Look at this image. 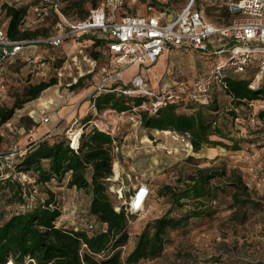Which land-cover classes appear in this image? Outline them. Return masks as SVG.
I'll return each instance as SVG.
<instances>
[{"label": "rangeland", "instance_id": "1", "mask_svg": "<svg viewBox=\"0 0 264 264\" xmlns=\"http://www.w3.org/2000/svg\"><path fill=\"white\" fill-rule=\"evenodd\" d=\"M33 1L35 0H19L17 3L28 5L30 10V4H33ZM59 1L63 7L68 5L70 0ZM80 1L84 11L100 6L103 2V0ZM189 1L123 0L116 18L119 20L126 13L149 15L158 12H165L168 17H174ZM231 1L234 0H193V6L201 10L206 21L215 26H221L229 19L227 8ZM2 4L4 0H0L1 22L4 21ZM76 16L77 14L73 12L67 18L75 21ZM54 20L55 18L51 17L39 25L35 23L30 25H37L36 27L42 30L40 32H43L41 28H45L49 34H54L57 22ZM88 36L86 34V37ZM86 37L85 35L77 38L68 37L61 45L55 47L30 44L24 48L21 59L4 66L0 76V105L10 106L15 98L21 95L28 83H35L51 76L56 77V83L48 90L42 91L36 99L16 109L8 122L0 124L1 152L23 149L31 138L43 134L50 133L49 138H53L57 135L67 136L71 129H80L84 119L78 117V112L72 117L69 115L71 111L79 110L90 97V93L100 82L103 74L102 67L106 69L110 67L108 52L105 53L101 47L94 46ZM93 51L99 53L94 65ZM172 53L173 56L167 57L161 69H159L161 64L156 68L154 64L149 65L147 71H144L145 66V69H140L144 71V74L140 72L146 77L151 89L157 91L151 84L165 82L166 79L183 81L184 86L188 87L192 80L206 75L215 63H221L226 59L225 53L218 55L213 52H183L175 49ZM75 56L76 60L73 61L72 58ZM39 61L45 63L43 70L38 66ZM168 68L170 72H167ZM125 69L121 79L124 77L131 79L134 74L139 73V71L133 73L136 66ZM238 75L248 77V72ZM79 77L83 78L82 87L72 89L70 85ZM121 83L122 80L119 84ZM128 83L127 81L126 84ZM166 88L179 89V85ZM211 93L212 99H215L219 106L217 122L229 134L228 137L239 140L238 150L227 149L221 145L204 144L203 148L195 151L190 140L188 145H184L171 133L154 129L151 130L152 134L148 140L145 142L138 140L129 158L125 156L123 158L121 154L114 156L113 174L109 180L108 190L116 205L126 203L128 206L133 192L140 185H148L149 189L143 208L128 218V240L120 248L122 259L134 247L138 234L148 221L166 212L176 216L188 209L187 204L181 208L171 205L169 194L161 195L159 192L166 185H174L179 176H184L196 167L225 164L227 169L231 167L239 169L250 197L264 203V98L252 100L251 105H243L233 115L231 114L233 102L217 84ZM41 96L49 101L45 104L39 103L38 98ZM129 114V111L120 114L110 109L97 111L92 106L85 116L90 115L94 125L102 130L110 131L114 137H119L125 130L120 125L132 123ZM42 115L48 116L49 121H42ZM55 125L58 126L56 130L52 129ZM117 127H119L118 130H116ZM135 127L138 132L142 128L141 125ZM210 137L227 145L233 143V140L229 138L217 135ZM167 148L172 151L168 153ZM13 180L24 184L25 193H35L32 195L33 198L30 197L33 202L35 199H46L49 195L48 191H51L61 209L62 217H58L56 221L67 227L77 226L86 229L91 219L88 210L89 197L73 187H68L67 176L62 181L51 180L46 184L36 185L35 192L27 182ZM4 181L6 180H0L2 185L0 187V217L20 209V202L12 193L13 189L4 186ZM119 188H122L120 198L116 192ZM231 190L229 186L224 187V192L215 203L216 211L212 216L191 218L185 227L167 230L161 254L153 258L141 259L135 264H249L248 261L262 264L264 262V207L260 204L248 210L244 220H233L230 217L232 209L229 206ZM25 193H22L23 198ZM94 225L95 229L98 228L96 220Z\"/></svg>", "mask_w": 264, "mask_h": 264}, {"label": "trees", "instance_id": "2", "mask_svg": "<svg viewBox=\"0 0 264 264\" xmlns=\"http://www.w3.org/2000/svg\"><path fill=\"white\" fill-rule=\"evenodd\" d=\"M18 1L4 0L1 6L4 12L2 22L8 37L12 40H33L49 35L45 28H41L43 32H40L42 30L37 28V25H28L34 18L31 6L37 4L38 0L30 4V10L28 5H18ZM56 1L60 3L59 0ZM88 11L89 9H82L80 0H70L68 5L61 7V12L67 17L75 12L76 20L84 19ZM227 14L229 19L223 25L229 24L235 17L229 8ZM51 17L55 18V22L58 20V15L53 10L46 19ZM86 38L106 53L108 35L96 32ZM38 44L43 43H35L36 46ZM22 53L23 51L5 62L4 66L21 59ZM92 56L97 60L99 53L93 51ZM254 71L255 69H249L248 77L225 72L217 84L233 102L231 114H236L235 111L243 105H249L252 100L264 98V81L255 87L250 86ZM82 80L83 78L79 77L70 87H82ZM55 83V76L28 83L10 106L0 105V124L8 122L16 109L36 99L44 89ZM118 85L120 84L113 83L111 87ZM211 92L195 101L180 100L168 103L155 113L139 111L141 127L147 130L188 133L195 151L203 148L204 144L238 150L239 140L228 137L229 134L217 122L219 106L216 100L212 99ZM89 99L97 111L111 109L119 113L140 105L145 97L108 90L92 94ZM91 118L90 115L84 117L83 124L90 122ZM211 135L229 138L233 143L227 145L212 140ZM115 139L108 130H102L93 124L90 130L80 132L76 149L70 146L66 135L42 138L27 144L16 163V169L32 176L37 185L46 184L51 180L62 181L69 175L66 181L68 187H75L90 194L88 210L94 217L93 221L98 222V228L95 229V225L91 230L87 226L83 229L60 225L56 220L61 214V209L54 194L48 191L46 199H35L24 211H14L0 217V264H135L141 259L153 258L161 254L167 230L183 228L191 218L212 216L216 211L215 203L224 192L225 186L232 189L229 206L233 220H244L248 210L260 204L264 207L262 201L250 197L239 169H227L225 164L196 167L184 176H179L174 185H166L159 192L161 195L169 194L171 205L181 208L187 204L188 209L176 216L166 212L148 221L138 234L134 247L122 259L120 248L128 240L127 224L132 214H127L123 205L119 210H115L116 204L108 190V178L113 174ZM4 186L13 189L12 193L19 202L25 201L22 196L25 192L24 184L7 179ZM248 263L257 264L250 261Z\"/></svg>", "mask_w": 264, "mask_h": 264}, {"label": "built area", "instance_id": "3", "mask_svg": "<svg viewBox=\"0 0 264 264\" xmlns=\"http://www.w3.org/2000/svg\"><path fill=\"white\" fill-rule=\"evenodd\" d=\"M122 1L103 0L100 6L89 8L84 19L70 21L61 12V5L58 1L38 0L37 4L31 6L34 18L28 25L41 24L50 15L51 10L58 15V20L55 24L56 31L54 34L33 40L10 39L5 24L0 21V73L5 62L12 60L30 44L43 43L55 47L61 45L68 37L77 38L81 35L101 32L109 36L106 52L110 55V67L108 69L102 67L103 74L100 82L94 87L90 95L108 90L143 95L145 99L140 105L119 112L123 114L129 111V119L137 126L141 125L139 111L155 113L168 103L180 100L195 101L202 96H207L215 84H219L225 72L240 74L249 69H255L250 86L255 87L264 81V0L231 1L228 8L235 17L229 24L221 26H215L206 21L202 12L194 8L193 0H190L174 17H168L165 12L149 15L126 13L117 20V13L121 9ZM170 48H179L185 52H213L218 55L225 53L226 59L221 63H215L206 75L195 78L191 85L186 88L153 90L141 72L134 74L128 84L121 83L114 88L111 87L113 83H117V80L121 79L125 68L135 64L150 65ZM72 59L75 61L76 56ZM92 61L94 65L96 60L93 59ZM38 66L43 70L45 63L39 61ZM249 105H251V101ZM111 111L114 112V110ZM29 114L32 116L31 113ZM41 120L48 122L49 117L42 115ZM78 131L79 129H71L67 135L69 144L73 149H76L78 145L80 134L77 133ZM167 132L184 145H188V133L180 134L171 130ZM75 137L76 141L74 140ZM166 151L170 153L172 150L167 148ZM23 152L24 148L6 152L0 151V180H23V182L30 184L33 188L32 191L35 192L37 185L35 179L26 172L16 169V163ZM121 190L122 188L116 190L119 198L122 195ZM34 194L25 193V201L20 202V209L17 211H24L30 207L33 203L31 198ZM134 195L138 199L140 198L138 202L132 200ZM148 195V187L140 185L133 192L128 206L126 203H121L115 205V210H119L123 205L127 214L138 212L143 208ZM59 217H62L61 214ZM86 226L91 230L94 228V222L89 221Z\"/></svg>", "mask_w": 264, "mask_h": 264}, {"label": "crops", "instance_id": "4", "mask_svg": "<svg viewBox=\"0 0 264 264\" xmlns=\"http://www.w3.org/2000/svg\"><path fill=\"white\" fill-rule=\"evenodd\" d=\"M179 50V51H183V50H181V49H179V48H170V49H168V50H166V51H164L159 57H158V59L154 62V63H152V64H154L153 66H154V68H156V67H158V65H160L161 64V66L159 67V69H161L162 68V66L163 65H165L164 63L166 62V60H167V57L169 56V55H171V56H173V53H172V50ZM184 52V51H183ZM152 64H150V65H152ZM131 66H136V70L133 72V73H135V72H140V71H142L143 72V74H144V71H147L148 70V68H147V66H149V65H144L145 67H146V69H145V67L144 66H141V65H131ZM131 66H129V67H131ZM128 67V68H129ZM140 69H145L144 71L143 70H140ZM126 70V69H125ZM124 70V71H125ZM157 70H158V68H157ZM124 71H123V73H122V76H124L123 74H124ZM167 72H170V69L168 68L167 69ZM132 73V74H133ZM130 76H131V74H130ZM146 78V77H145ZM122 80V83H126L127 81L129 82V80H130V78H128V79H125V77H124V79H120L117 83H120V81ZM165 82H161V83H157V84H155V85H152L151 84V86L155 89H157V90H161V89H163V88H166V87H174V86H178L179 85V87H185L186 88V86H184V83H183V81H178V80H175V79H166V80H164ZM193 81V80H192ZM192 83V82H191ZM191 83L189 84V86L191 85ZM188 86V87H189ZM51 86H49L48 88H46V89H44L43 91H46V90H48L49 88H50ZM52 93V92H51ZM52 95H54V93H52ZM59 97H61V96H59ZM92 107V103H91V101H90V99L88 98L84 103H83V105L81 106V108L79 109V110H77V109H75L74 111H71V113H70V117H72L74 114H77V112L79 113V118H82V119H84V117H86V116H88V115H86L85 116V113L87 112V110L88 109H90ZM60 114V113H59ZM90 120H92V118L90 119ZM92 125H93V123H92V121H88L87 123H85V124H81V126H80V130L82 131V130H90L91 128H92ZM120 126H122V128L123 129H125L124 131H122V134L119 136V137H117L116 136V139L113 141V143H114V155H118L119 156V154H121L122 155V157L124 158V156L125 157H127V158H129V156H130V153L133 151V147L134 146H136V144L138 143V140H140V141H144L145 142V140H148L149 138H150V134H152V131L151 130H147V129H144V128H141V130L138 132L137 131V129H136V125H134L133 123H131V124H124V123H122ZM57 127L58 126H53L52 127V129H54V130H56L57 129ZM119 129V127H117L116 128V130H118ZM156 131H168V130H158V129H155ZM51 134L50 133H48V134H43V135H40V136H38V137H35V138H31V140L30 141H36V140H38V139H42V138H47V137H49ZM140 137V139H138ZM29 141V142H30ZM28 142V143H29ZM27 143V144H28ZM27 144H26V146H27ZM26 146L24 147V149L26 148ZM117 155H116V157H117ZM115 159V158H114ZM67 176V178H68V176L69 175H66ZM146 187H148V185H146ZM75 190H77L78 192H81V193H84V194H87V196L89 197L88 199H89V201H88V205H89V202H90V194H88V193H86L85 191H83V190H80V189H76L75 187H73ZM142 193L140 192V195H141ZM139 201V199L137 198V200L135 201V202H138ZM94 220V217L93 216H91V219H90V221H93Z\"/></svg>", "mask_w": 264, "mask_h": 264}, {"label": "bare ground", "instance_id": "5", "mask_svg": "<svg viewBox=\"0 0 264 264\" xmlns=\"http://www.w3.org/2000/svg\"><path fill=\"white\" fill-rule=\"evenodd\" d=\"M38 101H39V103H41V104H45L47 101H49L46 97H44V96H41V97H39L38 98ZM81 132V130L79 129V131L77 132V133H80ZM74 140L76 141V137L74 138ZM137 200V196H134L133 197V201H136ZM139 200H140V198H139Z\"/></svg>", "mask_w": 264, "mask_h": 264}]
</instances>
